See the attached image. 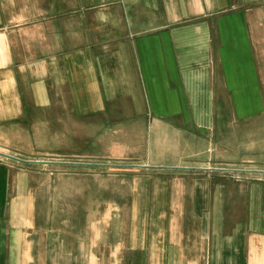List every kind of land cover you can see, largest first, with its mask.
<instances>
[{
    "label": "crops",
    "instance_id": "obj_1",
    "mask_svg": "<svg viewBox=\"0 0 264 264\" xmlns=\"http://www.w3.org/2000/svg\"><path fill=\"white\" fill-rule=\"evenodd\" d=\"M263 117L264 0H0V264H264Z\"/></svg>",
    "mask_w": 264,
    "mask_h": 264
},
{
    "label": "rangeland",
    "instance_id": "obj_2",
    "mask_svg": "<svg viewBox=\"0 0 264 264\" xmlns=\"http://www.w3.org/2000/svg\"><path fill=\"white\" fill-rule=\"evenodd\" d=\"M261 123L264 122V117L261 118ZM249 124H254L253 126L251 125V129H250V132H251V136L250 139L248 140H257L258 141V135L256 133L257 129L260 128V125H259V120H253L251 122H249ZM244 148L240 147V149H238V151L240 152L239 154L242 155L244 154L245 158H250L252 160H254L255 162L259 163V165H262L264 163V145L263 146H257V149L258 150H255L254 152H247L246 151V146H243ZM242 153V154H241ZM240 158V156H239ZM25 161H33V162H40V163H30V164H27V165H31L32 166H36V167H40L41 169H44L46 171H49L48 169L51 168V166H55L54 165V159H50V158H32V159H24ZM65 161H69V160H81V159H63ZM62 161V159H61ZM63 162V161H62Z\"/></svg>",
    "mask_w": 264,
    "mask_h": 264
}]
</instances>
